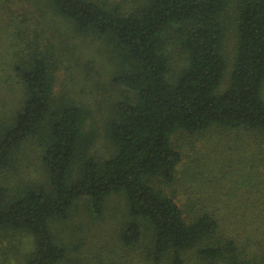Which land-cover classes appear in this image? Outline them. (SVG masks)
Here are the masks:
<instances>
[{"label":"trees","instance_id":"trees-1","mask_svg":"<svg viewBox=\"0 0 264 264\" xmlns=\"http://www.w3.org/2000/svg\"><path fill=\"white\" fill-rule=\"evenodd\" d=\"M75 36L100 41L112 68L107 157L95 152L102 87L75 70ZM10 79L22 98L0 110V264H264V0H0V85ZM180 134L230 149L226 137L261 139L247 151L261 164L228 185L182 179ZM31 147L45 183H23ZM113 196L122 218L100 238Z\"/></svg>","mask_w":264,"mask_h":264},{"label":"rangeland","instance_id":"rangeland-1","mask_svg":"<svg viewBox=\"0 0 264 264\" xmlns=\"http://www.w3.org/2000/svg\"><path fill=\"white\" fill-rule=\"evenodd\" d=\"M58 26L63 31L66 30L65 33L69 30L67 29L68 27L66 26V23L63 22L62 20L58 21ZM69 40L70 43L72 45L74 44L75 46L73 47L74 50H72L75 59L80 60V66L78 69L75 70L80 72L83 77L84 75L87 76L85 70L88 68L87 70L90 71L89 73L90 80H92L90 84H95L96 86L102 87L100 91H98L97 93L98 100H94L92 104L95 105L96 107L98 126L100 128V132L103 133L98 141L97 146H95V152L101 157H107L111 154V147H109L110 144L105 134V126L108 120L110 119V117L113 115L114 110L110 108V103L105 101L104 98L105 91L103 86L107 85V87H109L108 83H110L109 82L110 77L108 75L110 74L112 68L111 65L107 63L104 56V52L102 48H100L101 47L100 41L95 40V42H92L91 40L88 39L85 40V43H83V38L76 36L71 37ZM228 54L230 57L233 54V49L231 46L228 48ZM74 61L75 60H73V62ZM62 80L66 81L67 76L66 75L63 76ZM7 83L8 84L0 85V110L7 111L9 114H13L15 110L19 108L22 95H21L20 85L17 81H14V79H10V81ZM105 95L111 96L115 99L116 97H118V95L121 96V91L119 88L112 85L109 89H107ZM87 97L93 98L88 93H87ZM216 136L218 137L219 134ZM216 136L210 137V135H195V136H189L183 134L178 135L177 144L179 145L180 149L184 154V161L180 165V169H179L181 178L182 177L184 178L183 173H185L186 171H188L187 172L188 174H193L194 172L199 173V176L202 175V171H203L205 173L204 177H208L210 175L218 180H221L223 184L228 185L229 181L231 180L235 181V179L237 178L235 173L232 175H235L236 177L234 176V178H232V175L230 174L229 171L231 170L237 171L239 167L244 168L247 165L258 166L261 164L260 161L255 162V160H257V157H255L254 155V153H256L257 155L256 151L247 152L250 146L257 147V145L262 141L261 139L250 140L249 138L237 139V137L235 136H232L230 138L226 137L225 139L230 141L231 143L230 146L233 147L230 149L228 148V146L222 143V141L220 142L218 141V143H216L217 138H214ZM214 143H216L215 148L218 151V155L215 153L214 156L218 157L219 159L212 158L211 156L213 155V153L211 154V149L212 147L214 148ZM241 147H244L246 149H243ZM26 152H28L29 157L25 163H22V170L24 171L23 183L27 184L34 182H41V183L47 182V177L45 174L46 172L40 163V158L37 151L34 150L33 147H31L27 149ZM221 153L223 154L221 155ZM258 153L260 152L258 151ZM238 155L240 157H238ZM263 157L259 156L258 159H261ZM238 160H243L242 166H240ZM231 165L233 166L230 167ZM211 168L212 169L216 168L218 171L211 172L210 171ZM227 185H225V188H223V190H225L226 193L229 194L228 192L234 189H231ZM124 207H125V199L123 197L113 196L110 199L107 210L108 217L106 222L103 223L102 225L103 230L102 229L100 230L102 231L99 234L100 238L103 237L104 232L106 233L107 231H109L108 233L109 235L113 232L114 228L112 226L115 223L117 224L119 222V218H122ZM75 220L77 222H82L76 225L77 228L80 229L79 231L84 230V232L81 233V235L87 234L89 227H91V224H89L88 226L87 225L88 222L85 223L83 212L82 215L80 216L78 215L77 219ZM81 225L83 226L82 228L79 227ZM64 228L65 227L61 224L57 226V230L58 229L62 230ZM65 232L66 231H63L60 234H65ZM27 248H29L28 243L25 245V249Z\"/></svg>","mask_w":264,"mask_h":264}]
</instances>
